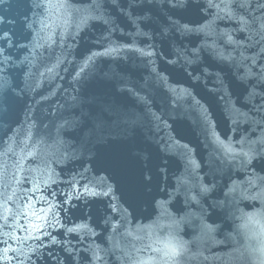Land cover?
I'll return each instance as SVG.
<instances>
[{
  "label": "water",
  "instance_id": "1",
  "mask_svg": "<svg viewBox=\"0 0 264 264\" xmlns=\"http://www.w3.org/2000/svg\"><path fill=\"white\" fill-rule=\"evenodd\" d=\"M0 264H264V0H0Z\"/></svg>",
  "mask_w": 264,
  "mask_h": 264
},
{
  "label": "snow or ice",
  "instance_id": "2",
  "mask_svg": "<svg viewBox=\"0 0 264 264\" xmlns=\"http://www.w3.org/2000/svg\"><path fill=\"white\" fill-rule=\"evenodd\" d=\"M49 7H52V5H49ZM4 37L6 38L7 35L5 34ZM217 143L219 144L220 149L223 152V159H230L231 157H233L236 153L234 151V149L232 148L231 144H225L222 140H220L219 138H217ZM186 147V146H185ZM191 163L195 164V161H190ZM202 192H207L209 191V189L207 187H202L201 188ZM229 191H234V189L230 188ZM106 194V193H105ZM249 219H251V217H249ZM246 226V225H245ZM165 247L168 249V251L175 255L178 251L177 247L175 245L172 244L171 240L168 241V243H166Z\"/></svg>",
  "mask_w": 264,
  "mask_h": 264
}]
</instances>
